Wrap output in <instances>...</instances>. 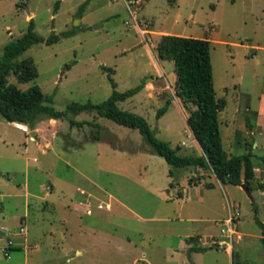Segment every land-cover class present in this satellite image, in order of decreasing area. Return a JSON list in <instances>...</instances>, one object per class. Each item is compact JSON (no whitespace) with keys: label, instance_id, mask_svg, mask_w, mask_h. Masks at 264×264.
Masks as SVG:
<instances>
[{"label":"rangeland","instance_id":"rangeland-1","mask_svg":"<svg viewBox=\"0 0 264 264\" xmlns=\"http://www.w3.org/2000/svg\"><path fill=\"white\" fill-rule=\"evenodd\" d=\"M56 1L0 0V57L4 45L25 32L31 18L34 30L45 38L74 31L53 44L32 45L18 59L31 57L38 76L20 83L10 75V83L21 90L38 85L53 96L55 110L63 111L69 102L100 103L110 95L109 72L103 66L113 69L119 91L148 76L143 95L118 106L143 116L155 136L179 154H201L186 123L195 107L185 106L177 96L173 63L160 62L155 46L165 34L206 37L216 96L226 100L219 113L223 147L233 156L246 153L252 144L254 155L264 154V0H59L57 9ZM167 100V111L156 118ZM75 119L100 125L99 138L92 139V125L78 128L58 119L57 124H41L38 146L29 139L31 129L22 132L0 117V225L5 232L0 248L8 240L14 247L24 242L9 256L0 250V264H22L25 250L29 264H172L167 246L176 245L178 234L203 226L217 232L214 221L227 215L228 203L241 213L239 232L261 234L255 221L257 216L264 223L260 188L252 191L251 201L230 183L216 182L215 190L202 187L207 199L197 212L211 221H185L184 215L162 221L179 207L167 200L175 197L174 190L168 192L167 162L148 150L136 129L96 113ZM45 140L52 146L48 152L42 150ZM192 169L190 181H195L200 170ZM202 170L205 182H212L209 169ZM183 171L175 170L172 178ZM26 191L34 195L26 198ZM192 203L182 204V214L197 205ZM245 238L251 240L244 247L249 258H237L241 248L235 240L233 264H264V258L250 254L264 252L262 240ZM209 247L202 246V251ZM223 253L212 248L206 255L223 259Z\"/></svg>","mask_w":264,"mask_h":264},{"label":"trees","instance_id":"trees-1","mask_svg":"<svg viewBox=\"0 0 264 264\" xmlns=\"http://www.w3.org/2000/svg\"><path fill=\"white\" fill-rule=\"evenodd\" d=\"M58 5L59 0L55 3L56 9ZM73 34V30H65L60 34L52 33L45 38L34 30V21L31 18L26 31L4 45L0 57L1 119L21 123L31 130L39 121L50 118L68 120L70 126L78 128L89 124L96 128L92 139H98L100 125L87 120L75 119L82 112H94L116 124L138 130L148 150L162 157L170 166L169 176L171 177H176L174 175L177 169L206 168L221 183L233 185L244 183L250 191L257 188L264 189V184L259 183L255 176V168L264 166V154L254 155L252 144L249 145L246 153L233 156L229 155L223 147L219 113L225 107L226 100L216 96L211 64V41L208 38L165 34L156 44L157 56L173 63L177 96L185 106L195 107L187 115L186 123L202 153L182 155L169 142L157 138L143 116L118 106L119 102L137 94L145 86L149 79L148 76L143 77L137 85L119 91L111 76L113 69L103 66L102 69L109 72L108 80L112 86L110 95L100 103L69 102L63 111L55 110L52 106L53 96L43 93L38 85L34 84L26 90H21L16 84L8 81L10 75H14L20 83L29 82L38 76L36 64L31 57L18 59L32 45L38 43L50 45L61 37ZM69 67L70 65H67V68ZM169 104L170 101L167 100L156 111V118H160L167 111ZM170 186H173L172 182ZM255 221L264 234V223L257 216H255ZM10 250H19V247H10Z\"/></svg>","mask_w":264,"mask_h":264},{"label":"crops","instance_id":"crops-1","mask_svg":"<svg viewBox=\"0 0 264 264\" xmlns=\"http://www.w3.org/2000/svg\"><path fill=\"white\" fill-rule=\"evenodd\" d=\"M155 51L157 54L156 46H155ZM160 60H161L160 62L166 61V60H162V59H160ZM161 70H162V65H161ZM175 80H176V77H175ZM146 89L147 88L143 87L138 92V94L143 95V92L146 91ZM128 99H130V102H132L135 99V97L132 96ZM82 113H84V112H82ZM85 113L91 114L92 116L94 114V112H91V113L85 112ZM57 120L58 119H51L50 118V119H43V120L39 121L35 125V128L33 129L34 135L33 136L31 135L29 139L35 140V142H37V144L39 146L40 145L39 139H42V136L40 134L41 133V124L44 121H47V123H49V124H51L52 122H55V124H57V122H58ZM85 120H89V119H85ZM7 123H11L18 130H21L22 132L28 133V129H27L28 126H26V125H23L21 123H16V122H7ZM19 126H22L25 129H20ZM30 134H31V132H30ZM254 145H255V143L253 144V146ZM26 147L27 146L25 144V149H26ZM51 147H52L51 143L48 140H45L44 146L42 147V150H43V152H48V149ZM118 152H122L124 154L126 153L123 150H118ZM192 168H194V167L186 168L185 171H183V174L181 176H179L177 179L172 178L171 176L169 177L167 184L169 185L170 189L168 190V192L170 193L171 190H174V196L175 197L167 199V200H168V203H172L174 206L179 205V207H178V209L173 210V216L168 214V215L160 218L162 221H173L174 219L175 220H181V219H183V218H180V216L182 217V215L186 216L185 221H192V222H196V223H201V222L207 223V222L211 221L210 218L203 216L200 213H198L196 207L204 204L206 199H207V195L202 193V187H204L206 190L207 189L215 190V189H218L216 182H220V181L209 170L210 172H209V175H207V177H209V179H211L212 182H210V183L205 182L206 180H205V176H203L204 173H203L202 168L196 169V171L200 170V171H198L199 178L196 179L195 181H190L192 179L191 175L193 174V172H195V170ZM263 169L264 168L262 166H257L255 168V176H256V178L261 179V182H264ZM171 182L174 184L173 186H170ZM208 184H211V186H208ZM222 184H224V183H222ZM187 185H188V187H187ZM233 186L235 188H241V185H233ZM190 190H193L194 194L190 193ZM258 192L261 196L264 197V189H259ZM24 194H25L26 198L29 197L30 195H34V193H31L28 191H26ZM251 194H252V191H251ZM176 200H179L180 202L176 201ZM187 202H194L192 204H197V205H190L189 210L186 211V213L182 214L183 205L187 204ZM262 205H263V210H264V201L262 202ZM28 208H29V202L27 201L25 214L27 213ZM226 216L222 215L220 218H218L217 220L214 221L215 226L218 229L217 232H215V233L211 232V229L213 228L212 226H203L202 230H199V228H197V227L196 228L191 227V228H188L187 234H178V240L176 242V245L167 246V249L169 250V253H168L169 262L172 264H233V259H234V254H235L233 248L230 252L224 250L223 259H220L219 256H208V255H206L208 253V250L212 249L211 247H209L208 249H204V251H202V249H200V250L195 249L197 247L202 248V246H204V245L210 246L209 245V239L211 237L219 234L220 225L218 223L220 221H222L223 219H225ZM239 222H240V220H239ZM0 228H2L4 231V228L2 225H0ZM199 231L203 232V235L199 234L198 233ZM239 234H240L241 238L237 241V243H239L238 245L240 246L241 249L236 253V256L238 259L240 257L249 258L247 253L244 251V247L250 246L251 240H247V238H245V237H259L262 240V242L264 243V234L262 233V230H261L260 235L249 234V233H245V232H239ZM3 236L0 235V240L2 239ZM22 243H24V242H22ZM22 243L19 242L16 244H18L19 248H20V245ZM11 247H14V246H11ZM0 250L2 251V247L0 248ZM218 254H220V253H218ZM250 254H252V256L255 258L256 257L257 258L258 257L264 258V252H262V253L251 252ZM8 256H9V254H8ZM210 257H212V258L210 259ZM217 257L219 258V260H217ZM21 263L22 264H29V251L28 250L24 251L23 258L21 259ZM145 263L151 264L149 261H146Z\"/></svg>","mask_w":264,"mask_h":264},{"label":"built area","instance_id":"built-area-1","mask_svg":"<svg viewBox=\"0 0 264 264\" xmlns=\"http://www.w3.org/2000/svg\"><path fill=\"white\" fill-rule=\"evenodd\" d=\"M90 211H87L89 213ZM241 213L237 207H232L229 203L227 204V217L220 221V231L218 235H215L209 239L210 247L214 246L216 249H222L230 252L233 248V242L238 241L241 236L238 232V223L240 220ZM20 232H24V228H20ZM12 246L11 240L7 241V245L2 247V251L5 255L10 252Z\"/></svg>","mask_w":264,"mask_h":264},{"label":"water","instance_id":"water-1","mask_svg":"<svg viewBox=\"0 0 264 264\" xmlns=\"http://www.w3.org/2000/svg\"><path fill=\"white\" fill-rule=\"evenodd\" d=\"M81 13H82V8H80L76 15H75V21L74 24L77 25L79 23V18L81 17ZM95 28H97V26H95ZM31 135H34V131L31 130ZM176 150H178V148H176ZM241 188L245 191V193L247 194V196L251 199V201H254V198L251 194V191L249 190V188L246 186V184L242 183L241 184ZM0 235L3 236L5 235V232L3 231L2 228H0ZM211 248H215L214 246H212Z\"/></svg>","mask_w":264,"mask_h":264}]
</instances>
